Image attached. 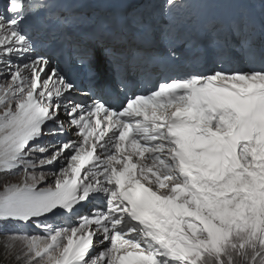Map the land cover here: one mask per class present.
<instances>
[{
    "label": "snow or ice",
    "instance_id": "1",
    "mask_svg": "<svg viewBox=\"0 0 264 264\" xmlns=\"http://www.w3.org/2000/svg\"><path fill=\"white\" fill-rule=\"evenodd\" d=\"M51 8L0 6V172L24 174L0 191L6 254L22 264H264V54L248 44L240 68L221 50L218 66L115 104L77 100L24 29ZM98 48L115 77L103 45L86 49L90 77ZM46 135L69 138L40 143Z\"/></svg>",
    "mask_w": 264,
    "mask_h": 264
},
{
    "label": "bare ground",
    "instance_id": "2",
    "mask_svg": "<svg viewBox=\"0 0 264 264\" xmlns=\"http://www.w3.org/2000/svg\"><path fill=\"white\" fill-rule=\"evenodd\" d=\"M54 1H57V0H54ZM126 1H128V0H124V3H123V5L122 6H124L125 5V3H126ZM232 1H235V3H237V4H239V5H243L244 4V1L243 0H223V2H222V4H219V3H211L210 2V0H206V2H207V14H208V16H210L211 15V13H210V10L212 9V8H215V9H224L227 13H229V14H231L232 15V18H234V20L237 22L238 20H239V16H240V13H239V10H237V9H232L231 8V2ZM142 6V5H141ZM119 8V7H118ZM120 10H121V8H119ZM217 9V10H218ZM180 17L182 16L181 14H178ZM127 19H129L128 20V22L127 23H134L136 20L134 19V18H127ZM137 22V21H136ZM91 28H93V30H95V29H99L96 25H90V24H86L85 26H84V30H88V29H91ZM129 29H130V27H129ZM136 29V27H134L133 29H131V31L130 32H132V31H134ZM110 32H112V31H110ZM83 33V31L80 33V34H82ZM180 33H183V32H180ZM184 33H186V32H184ZM184 33H183V35H184ZM177 35H179V34H177ZM102 35H99L98 37H101ZM112 38H110V37H105V38H97L96 39V41H99V43H110L112 40H111ZM174 39L175 38H172V41H174ZM122 40H126V39H123V36H121L119 39H113V41H116V43H115V45L116 44H122V43H120V42H124V41H122ZM93 43V42H92ZM79 45H82L81 43L79 44ZM120 46V45H119ZM169 46H171V45H168V46H166V48H169ZM82 47H84V46H82ZM137 47H139L138 46V44H136V42L134 41V43H131L130 44V46H129V50L127 51V53L125 54V56L124 57H121V61L123 60V59H125L126 57L128 58L127 60H130V57L132 56L131 55V53H132V51L135 49V48H137ZM35 50H36V52L37 53H39L40 55H43V51H42V47H39V48H35ZM207 55H209V53L208 54H206V55H204L203 56V58L205 57V56H207ZM135 58V57H134ZM209 58H210V55H209ZM209 58H207V59H209ZM85 60V54H83L82 55V57L80 58V59H78V60H76L75 62H73L72 63V65H71V67L70 68H72V70L73 69H76L80 64H81V62H83ZM200 61H202V58L201 59H199ZM86 61V60H85ZM203 61H205L204 59H203ZM101 62V61H100ZM167 65V63H160V64H158L157 65V67H165ZM169 66V65H168ZM156 67V66H155ZM102 77V81H105L104 80V78H103V76H101ZM148 80L150 79V77H148L147 78ZM107 81H108V79H106ZM147 83V82H146ZM78 99H85V96L83 97V96H80L79 95V97H78ZM46 136H48V135H46ZM46 136H44L43 138H45ZM40 143H41V141H40Z\"/></svg>",
    "mask_w": 264,
    "mask_h": 264
},
{
    "label": "rangeland",
    "instance_id": "3",
    "mask_svg": "<svg viewBox=\"0 0 264 264\" xmlns=\"http://www.w3.org/2000/svg\"><path fill=\"white\" fill-rule=\"evenodd\" d=\"M165 1V0H164ZM172 9H177V12L178 11H183L184 12V6L182 5V2H181V0H179V6H177V7H175V8H172ZM176 12V13H177ZM240 12H241V14H243L244 13V11H242V10H240ZM178 14V13H177ZM228 40H231V41H233L232 40V38L230 37ZM224 41H225V43L227 44V42H226V39H224ZM236 43H239V41L238 42H236ZM20 179H22L21 177H20ZM2 182H0V191H3V188H4V185L5 184H7V183H11V180L9 181L8 179H3L2 178ZM23 231H27V232H29V233H31V234H33V235H37V234H40L38 231L39 230H37V229H34V228H28V229H22ZM32 231H36V233H34V232H32ZM0 244L3 246V244H4V237L2 236V235H0ZM4 247V246H3ZM15 256H16V254H15V252H13L12 254H6V257H7V259L10 261H12V263L13 264H22V261H19V260H17L16 258H15Z\"/></svg>",
    "mask_w": 264,
    "mask_h": 264
},
{
    "label": "trees",
    "instance_id": "4",
    "mask_svg": "<svg viewBox=\"0 0 264 264\" xmlns=\"http://www.w3.org/2000/svg\"><path fill=\"white\" fill-rule=\"evenodd\" d=\"M3 181L0 177V182ZM0 264H13L12 261L8 260L6 257V252L4 247L0 244Z\"/></svg>",
    "mask_w": 264,
    "mask_h": 264
},
{
    "label": "clouds",
    "instance_id": "5",
    "mask_svg": "<svg viewBox=\"0 0 264 264\" xmlns=\"http://www.w3.org/2000/svg\"><path fill=\"white\" fill-rule=\"evenodd\" d=\"M87 3H88V1H87ZM86 14H88V12H87ZM151 28H152L151 30H154V29H155L154 26H152ZM98 250H99V249H97V251H98Z\"/></svg>",
    "mask_w": 264,
    "mask_h": 264
}]
</instances>
